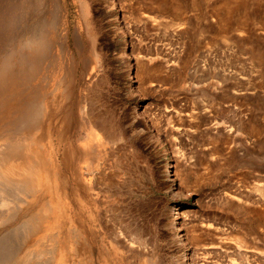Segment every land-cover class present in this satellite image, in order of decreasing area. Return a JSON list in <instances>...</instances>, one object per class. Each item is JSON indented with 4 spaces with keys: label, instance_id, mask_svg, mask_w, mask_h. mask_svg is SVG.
Here are the masks:
<instances>
[{
    "label": "rangeland",
    "instance_id": "obj_1",
    "mask_svg": "<svg viewBox=\"0 0 264 264\" xmlns=\"http://www.w3.org/2000/svg\"><path fill=\"white\" fill-rule=\"evenodd\" d=\"M114 1L0 0V264H264V0Z\"/></svg>",
    "mask_w": 264,
    "mask_h": 264
},
{
    "label": "bare ground",
    "instance_id": "obj_2",
    "mask_svg": "<svg viewBox=\"0 0 264 264\" xmlns=\"http://www.w3.org/2000/svg\"><path fill=\"white\" fill-rule=\"evenodd\" d=\"M20 3H21V2H20ZM29 3H30V2H29ZM11 4H12V3H11ZM21 4H22V3H21ZM21 4H20V5H21ZM46 4H47V3H46ZM9 5H10V3H9ZM9 5H8V6H9ZM37 5H39V4H37ZM109 6H110V10H111V12H112V17H111V19H112V25H113V27L118 31V33L120 32V34L123 36V30H122V25H121V22H120V16H119L118 12L116 11L115 1H114V0H110V5H109ZM4 7H5V6H4ZM33 7H34V6H33ZM7 9H8V8H7ZM32 9H33V8H32ZM9 10H10V9H9ZM28 10H30V9H28ZM38 10H39V9H38ZM27 12H28V11H27ZM49 13H50V12H49ZM12 14H13V13H12ZM16 15H17V14H16ZM21 15H22V14H21ZM8 16H9V12H8ZM10 16H11V15H10ZM3 17H4V16H3ZM13 17H14V16H13ZM28 17H29V16H28ZM28 17H27V19H28ZM9 18H10V17H8V19H9ZM15 18H17V16H16ZM24 18H25V17H24ZM5 21H6V20H5ZM5 21H4V22H5ZM9 21H10V20H8L7 22L9 23ZM12 21H13V18H12V20H11L10 22H12ZM25 21H27V20H25ZM37 21H38V20H37ZM4 22H3V23H4ZM16 22H18V21H16ZM40 22H41V21H40ZM0 23H1V22H0ZM25 23H26V22H25ZM48 23H49V22H48ZM6 24H7V23H6ZM9 24H10V23H9ZM28 24H29V23H28ZM38 24L41 26L40 23H38ZM1 25H2V24H1ZM11 25H12V24H11ZM17 25H18V24H17ZM17 25H16V26H17ZM36 25H37V24H36ZM8 26H9V25H8ZM22 26H23V25H22ZM24 26H26V25H24ZM27 26H28V25H27ZM12 28H14V26H13ZM46 28H47V27H46ZM2 29H3V28H2ZM7 29H8V28H7ZM9 29H10V28H9ZM25 29H27V27H26ZM5 30H6V27H5ZM12 30H13V29H12ZM29 30H30V29H29ZM30 31H31V30H30ZM13 32H15V31H13ZM22 32H23V31H22ZM22 32H21V34H22ZM24 32H26V31H24ZM27 32H28V30H27ZM2 33H3V32H2ZM9 33H11V32H9ZM28 33H31V32H28ZM28 33H27V34H28ZM0 34H1V33H0ZM14 34H16V32H15ZM18 34H19V33H18ZM37 34H38V33H37ZM39 34H40V33H39ZM11 35H12V33H11ZM19 35H20V34H19ZM19 35H18V36H19ZM1 37H2V35H1ZM6 37H9V35L6 36ZM14 37H15V36H14ZM16 37H17V36H16ZM16 37H15V38H16ZM29 37H30V36H29ZM10 38H11V37H10ZM18 38H19V37H18ZM35 38H38V37H35ZM32 39H33V38H32ZM6 40H7V39H6ZM8 40H9V38H8ZM16 40H17V39H16ZM24 40H25V38H24ZM11 41H14V40L12 39ZM18 41H19V40H18ZM46 41H47V40H46ZM4 42H5V41H3V43H4ZM20 42H21V41H19V43H20ZM22 42H23V39H22ZM29 42H30V41H29ZM59 42H60V41H59ZM24 43H25V42H24ZM42 44H43V43H41V46H40V47H42ZM121 44H122V45H121V51H120V53H121V56L123 57V58H122L123 60H122V63H121V70H120V71L122 72V74L124 75V77H125L126 79H130V78H131V71H130V65H129V62H128V60H127L126 47H125L124 42H122ZM19 45H20V44H19ZM43 45H44V44H43ZM21 46H22V45H21ZM21 46H20V47H21ZM24 46H25V45H24ZM3 47L5 48V46H3ZM16 47H17V46H16ZM31 47H32V46H31ZM43 47H44V46H43ZM10 48H11V47H10ZM32 48H33V47H32ZM33 49L36 50V48H33ZM2 50L4 51V49H2ZM2 50H1V51H2ZM7 50H9V49H7ZM42 50H43V49H42ZM12 51H13V49L11 50V54H12ZM16 51H17V50H16ZM31 51H32V50H31ZM33 51H34V50H33ZM13 52H14V51H13ZM20 52H21V50H20ZM26 52H27V51H26ZM38 52H39V51H38ZM35 53H36V51H35ZM11 54H10V55H11ZM13 54H14V53H13ZM36 54H37V53H36ZM39 55H40V54H39ZM39 55H37V56H39ZM14 56H15V58H16V55H14ZM14 56H13V57L10 56V58H11V57L14 58ZM17 56H18L17 58H19V55H17ZM24 57H25V56H24L23 54L20 55V58H19V59H21V60H20V62H18V63H20V64L23 63V65H24V66L22 65L23 68L20 67L21 70H23V69L26 70V68H28V67H27L28 65L26 64L25 60H24V62L22 61V59H23ZM46 57H47V56H46ZM0 58H1V57H0ZM15 58H14V59H15ZM3 59H4V58H3ZM3 59H2V60H3ZM6 59H8V57L5 58L3 61L5 62ZM2 60H1V62H2ZM26 61H28V60H26ZM12 62H13V61H12ZM40 62H41V61H40ZM7 63H9V66H10V67L13 66V65L11 64V61H10V62H7ZM7 63H6V66H7ZM13 64H14V62H13ZM30 64H31V63H30ZM34 64H36V65H35V67H36V66H37V63H34ZM39 64H40V63H39ZM47 64H48V62H47ZM31 66H33V64H32ZM38 66H40V65H38ZM1 67H4V66H1ZM7 67H8V66H7ZM14 67H16V65H15ZM14 67H12V68L14 69ZM5 68H6V67H5ZM12 68H11V69H12ZM18 68H19V67H18ZM20 69H19V70H20ZM29 69H31L30 66H29ZM38 69H39V68H38ZM38 69H37V70H38ZM6 70H8V68H6ZM17 70H18V69H17ZM21 70H20V71H21ZM27 70H28V69H27ZM35 70H36V69H35ZM9 71H10V70H9ZM28 71H30V70H28ZM28 71H27V72H28ZM2 72L5 73L6 71H2ZM21 72H22V71H21ZM31 72H32V71H31ZM33 72H34V71H33ZM33 72H32L31 77H34V75H35V74H34L35 72H34V73H33ZM0 73H1V72H0ZM4 73H1V74H0V75L2 76V78H0V79H2V81H4L3 79L6 78V77L8 78V76H9L8 74L11 73V72H8V71H7L6 73H8V74H6V73L4 74ZM13 73H14V71H13ZM15 73H16V72H15ZM22 73H23V72H22ZM36 73H37V72H36ZM2 74L5 75L6 77H4ZM16 74H17V73H16ZM23 74H24V73H23ZM7 75H8V76H7ZM21 75H22V74H21ZM21 75H20V77H21ZM27 75H29V74L27 73ZM1 76H0V77H1ZM14 76H15V75H14ZM17 77H18V76H17ZM20 77H18V78H20ZM25 77H26V76H25ZM25 77H24V80L26 79ZM27 77H28V76H27ZM9 78H11V75H10ZM13 78H15V77H13ZM13 78H11V79H13ZM15 79H16V78H15ZM27 79H31V78H30V75H29V77H28ZM27 79H26V80H27ZM6 80H7V79H6ZM0 81H1V80H0ZM2 81H1V82H2ZM7 81L10 82V80H7ZM14 83H15V82H14ZM11 84H13V83H11ZM27 84H28V83H27ZM1 85H2V84H1ZM24 85H25V84H24ZM2 86H3V85H2ZM2 86H1V88H2ZM10 86H11V85H9V87H10ZM25 86H26V85H25ZM21 87H23V86H21ZM21 87H20V89H21ZM26 87H27V86H26ZM29 88H30V87H29ZM32 88H35V87H32ZM16 90H17V87H16ZM35 90H36V89H35ZM0 91H1V90H0ZM1 92H2V91H1ZM1 92H0V93H1ZM13 92H14V91H13ZM13 92H12V94H13ZM14 93H15V92H14ZM34 93H35V92H34ZM7 94H8V93H7ZM7 94H5V95H7ZM15 94L18 95L19 93H15ZM30 95H31V94H30ZM7 96H9V94H8ZM13 96H14V95H13ZM35 96H36V95H35ZM37 96H38V94H37ZM37 96H36V97H37ZM4 97H5V96H4ZM4 97H3V95H2V97L0 98V101H1V102L3 101V98H4ZM30 97H31V96H30ZM7 98H8V97H5L4 100H7ZM11 98H12V97H11ZM18 98H19V97H18ZM18 98H17V99H18ZM1 99H2V100H1ZM8 99H9V98H8ZM12 99H14V98H12ZM36 99H37V98H36ZM13 101H14V100H13ZM13 101H11V102H13ZM29 101H30V99H29ZM29 101H28V100H27V102L25 101V102H24L25 105H26ZM5 102H6V101H5ZM5 102H2V104H1V103H0V104L3 105V103H5ZM8 103H9V102H8ZM8 103H7V104H8ZM21 103H22V101H21ZM11 104H12V103H11ZM15 104H16V103H15ZM34 104H35V103H34ZM27 105H28V104H27ZM27 105H26V107H27ZM32 106H34V105H32ZM0 107H1V106H0ZM29 107H30V105H29ZM37 107H38V106H36V108H37ZM1 108H2V107H1ZM3 108H4V107H3ZM3 108H2V109H3ZM20 108H21V107H20ZM32 108H33V107H32ZM36 108H35V110H37ZM24 109H25V107H24ZM39 109H40V108H39ZM22 110H23V108L21 109V111H22ZM26 110H27V109H26ZM39 111H40V110H39ZM22 112H24V111H22ZM26 112H27V111H26ZM0 113H1V112H0ZM10 113H11V112H10ZM32 113H33V112H32ZM19 114H20V113H19ZM26 114H27V113H26ZM26 114H25V115H26ZM29 115H30V117H29V116H28V117H29L30 119L27 118V119H29L27 122L30 123V120L32 121V118H34L35 116H33V114H29ZM35 115H37V113H36ZM11 116H12V115H11ZM22 116H23V115H22ZM31 116H33V117L31 118ZM36 117H37V116H36ZM36 117H35V118H36ZM10 118H11V117H10ZM17 118H18V117H17ZM21 118H22V117H21ZM23 118H25V117L23 116ZM23 118H22V119H23ZM19 120H20V118H19ZM33 120H35V119H33ZM16 121H17V120H16ZM25 121H26L25 119L22 120V122H25ZM7 122H8V121H7ZM22 122H20V123L18 122V124H19V125H20V124H23ZM34 122H36V121H34ZM9 123H10V122H9ZM18 124H16V127H15V129L17 128L16 130H18V127H17ZM31 124H32V123H31ZM31 124H30V125H31ZM33 124H34V123H33ZM12 125H13V124H12ZM24 125H25V124H24ZM24 125H22V126H24ZM20 126H21V125H20ZM22 126H21V128H22ZM6 127H7V126H6ZM21 128L19 127V129H21ZM12 129H13V128H12ZM12 129H11V130H12ZM15 129H14V130H15ZM4 130H5V128H4ZM19 131H20V130H19ZM10 132H12V131H10ZM14 132H16V131H14ZM17 132H18V131H17ZM7 136H8V135H7ZM8 137H9V136H8ZM20 141H21V140H20ZM10 143H11V142H10ZM10 143H9V147H10ZM13 143H14V142H12L11 145H14ZM7 146H8V145H7ZM25 146H26V145H25ZM9 147H8V148H9ZM11 147H12V146H11ZM11 147H10V148H11ZM23 147H24V146H23ZM8 148H6V149H7V152L4 151V153H6L7 159H8V155H10V157H11V154H8V153H9V149H8ZM14 148H15V150H16V152H14V153L17 154V150H19L18 152H19L20 155H21V156H19V157H22V154H21V151H20V148H21V147L19 148V147L17 146L18 149H16V146H14ZM24 148H25V147H24ZM12 149H13V148H12ZM12 149H10V152H11V151H12V152L15 151V150H12ZM25 152H27V151H25ZM14 153H12V154H14ZM19 153H18V154H19ZM22 153H23V152H22ZM2 154H3V153H2ZM7 154H8V155H7ZM26 154H27V153H26ZM4 155H5V154L1 155V153H0V158H2L1 156H4ZM24 155H25V153H24ZM27 155H28V154H27ZM30 155H32V154H30ZM17 156H18V155H17ZM14 157L16 158L15 154H14ZM2 159H3V160H4V159L7 160L6 158H2ZM12 159H13V158H12ZM21 159H22V158H21ZM13 161H14V160H13ZM32 161H33V160H32ZM33 162H34V161H33ZM0 164H2V162H0ZM3 164H4V163H3ZM5 164H7V161L5 162ZM8 164H9V163H8ZM13 164H14V163H13ZM10 165H11V164H10ZM12 166H13V165H12ZM19 166H20V165H19ZM21 166H22V165H21ZM34 166H35V165H34ZM2 167H3V166H2ZM7 167H8V168H7ZM15 167H16V166H15ZM32 167H33V166H32ZM6 168L9 169V166H6ZM10 168H11V167H10ZM13 168H14V166H13ZM15 169H16V168H15ZM10 170H11V169H10ZM33 170H34V169H33ZM30 171H31V170H30ZM8 172H9V171H8ZM10 172H11V171H10ZM13 172H14V171H13ZM15 172H16V171H15ZM31 172H32V171H31ZM17 173H18V172H17ZM10 174H11V173H10ZM12 174H15V173H12ZM12 174H11V175H12ZM19 174H20V171H19ZM23 174H24V173H23ZM32 174H33V173H32ZM0 175H1V174H0ZM7 175H8V174H7ZM20 175H21V174H20ZM12 176H13V175H12ZM22 176H23V175L20 176L21 178H20V177L18 178V179H20L21 181H23L22 179H24L23 177H24L25 175H24L23 177H22ZM3 177H4V176H3ZM9 177L11 178V176H9ZM28 177H30V176H28ZM28 177L26 176L25 179L28 178ZM11 179H12V178H11ZM14 179H16V177H14L13 180H14ZM25 179H24V180H25ZM29 179H30V178H28V180H27V179H26V180L29 182V181H30ZM32 180L34 181V179H32ZM27 181H26V182H27ZM30 182H31V181H30ZM30 182H29V184H30ZM30 185H31V184H30ZM33 185H34V182H33ZM31 187H32V186H31ZM9 217H10V216H9ZM6 221H7V220H6ZM33 227H35V226H33ZM35 228H36V227H35ZM31 230H32V229H31ZM2 260H3V259H2ZM27 260H28V259H27ZM25 261H26V260H25ZM7 262L9 263V261H6L5 263H7ZM14 262H15V261H14ZM3 263H4V262H3ZM8 263H7V264H8Z\"/></svg>",
    "mask_w": 264,
    "mask_h": 264
}]
</instances>
